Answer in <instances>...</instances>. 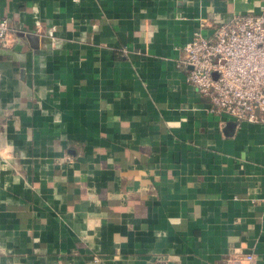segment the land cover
<instances>
[{
    "label": "crops",
    "instance_id": "crops-1",
    "mask_svg": "<svg viewBox=\"0 0 264 264\" xmlns=\"http://www.w3.org/2000/svg\"><path fill=\"white\" fill-rule=\"evenodd\" d=\"M246 13L264 0H0L23 37L0 45V264H264V124L210 112L181 63Z\"/></svg>",
    "mask_w": 264,
    "mask_h": 264
},
{
    "label": "built area",
    "instance_id": "built-area-1",
    "mask_svg": "<svg viewBox=\"0 0 264 264\" xmlns=\"http://www.w3.org/2000/svg\"><path fill=\"white\" fill-rule=\"evenodd\" d=\"M11 29L8 19L0 21V45ZM181 48L187 80L209 99L210 112L264 124V13L236 15L213 36L196 31Z\"/></svg>",
    "mask_w": 264,
    "mask_h": 264
},
{
    "label": "water",
    "instance_id": "water-1",
    "mask_svg": "<svg viewBox=\"0 0 264 264\" xmlns=\"http://www.w3.org/2000/svg\"><path fill=\"white\" fill-rule=\"evenodd\" d=\"M32 33H34L33 31H32ZM16 36L17 35V39H18V41L17 42H21L22 41V39L21 38H23L21 35H20V33H18L17 31H14V30H10L9 32H8V36H7V40H6V42L4 43V44H1L2 46L1 47H8V45H9V38L11 37V36ZM23 36H25V35H23ZM25 37H27L26 39H31L32 40V35L30 34V33H27L26 34V36ZM20 46H21V44L18 46L17 45V48H20Z\"/></svg>",
    "mask_w": 264,
    "mask_h": 264
}]
</instances>
